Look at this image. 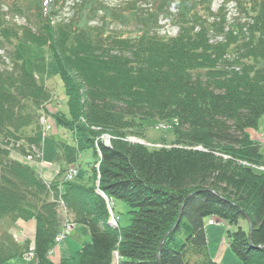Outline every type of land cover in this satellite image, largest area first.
Listing matches in <instances>:
<instances>
[{"label": "trees", "instance_id": "16d2710c", "mask_svg": "<svg viewBox=\"0 0 264 264\" xmlns=\"http://www.w3.org/2000/svg\"><path fill=\"white\" fill-rule=\"evenodd\" d=\"M20 45L51 51L67 106L51 116L71 135L53 162L61 174L92 149L86 179L48 183L24 161L41 150L55 85L28 71ZM0 53V264L23 259L29 242L13 231L30 220L33 264H54L58 201L89 237L60 264H218L212 218L235 228L241 264H264V154L248 135L264 116V0H0ZM144 122L172 126L175 142L127 141ZM105 198L128 206V226Z\"/></svg>", "mask_w": 264, "mask_h": 264}, {"label": "rangeland", "instance_id": "374dc122", "mask_svg": "<svg viewBox=\"0 0 264 264\" xmlns=\"http://www.w3.org/2000/svg\"><path fill=\"white\" fill-rule=\"evenodd\" d=\"M104 1L115 4V3H119L122 0H104ZM216 8H217V2L212 4L213 11H215ZM226 8H227L226 9L227 18L230 22L232 17L235 15V12L232 11L234 9V5L229 4L228 7ZM160 25L162 28L161 32L163 33L168 32L169 36H174L176 34V28L169 25V23L165 22L163 19L161 20ZM19 50L22 56L24 57L28 71L33 73L38 78L40 83L47 85V87H51V88L54 85L56 86L55 93L53 95V101L51 104V109H53L54 113L57 111L65 112L67 106L65 105V98H63V94H64L63 84L60 78L56 76L55 65L51 51L39 50L31 45H20ZM59 96L63 98V101ZM67 118L70 119L68 110H67ZM46 119L47 121H49V124L52 126V130L49 133H47L46 137L43 140V146H42L43 157L42 159L41 157H38V160L41 161V163H44V166H42L44 171L51 172L52 175L51 177H45V180L48 183H51L52 181L63 182V175H57L56 173H54V170L53 171L49 170V168L47 167L48 165L46 164H48L47 162H52L55 143L60 141H64V142L68 141L69 135L62 136L64 133V129L56 125L55 121L49 115L46 116ZM174 124L175 123H172V125ZM164 125L165 122L160 124L158 123L152 124V122H144V124H142L141 126L137 124V126H135L136 129L134 130L137 137L131 136L127 139V141L134 144L147 146L149 148H159V147L170 148L169 145L173 141L175 142V137L172 131L170 130L173 127L164 126ZM248 135L250 136V139L252 141L259 144V152L261 154H264V116L260 119L257 130H250ZM109 141L110 139L106 135L102 136L100 139V142L106 145H109ZM195 150L203 151V149H201L200 147H197ZM94 161L95 159L93 157L92 149L88 148L82 152L81 157H79V160L77 162L78 169L80 171V177L86 179L85 176L86 171L91 168ZM30 165L33 167L35 166L34 163H30ZM96 167H98V165H96ZM254 170L260 173V175L264 176L263 167H255ZM113 205H114L113 211L115 217L118 218L120 227L128 226L131 217L128 214L129 212L128 206L123 201L120 200H114ZM65 216L66 218L64 222L68 220L69 224L72 226L71 228L72 232L70 231L71 232L70 235L54 247V254L50 256L54 264H60L62 259H71L74 256L75 252L78 250V246L84 242L83 238L86 236L87 233V232L85 233V230H82L85 228L81 226H76L69 218L68 214ZM212 219L217 221L216 223H214V225H208L207 224L208 220L205 222L206 224L205 234L207 238L208 251L211 259L218 264H241L236 254H234L230 249L226 238L227 230L228 231L234 230L235 228L228 226L226 223H224L221 220L219 221L217 218H212ZM35 223L36 222H34V224ZM240 223L241 226L246 227V222L242 221ZM62 230H63V226L61 227L60 232ZM33 238H30L29 240L33 241L34 240ZM31 248H33L34 250L35 249L34 245L28 248L27 254L24 257L26 264H33L32 258L27 260L28 255L31 254L29 253V249ZM16 262L17 264H22L21 259Z\"/></svg>", "mask_w": 264, "mask_h": 264}, {"label": "crops", "instance_id": "0c3cea01", "mask_svg": "<svg viewBox=\"0 0 264 264\" xmlns=\"http://www.w3.org/2000/svg\"><path fill=\"white\" fill-rule=\"evenodd\" d=\"M54 152H55V149H54ZM53 158H54V154L52 156V162H47L48 164H46L48 165L47 167L49 168V170H52V171L56 168V164L53 162ZM43 173H44L43 175L44 178L52 176L50 171H44ZM33 221L30 220L27 222H23V221L17 222L16 228L14 229L13 233H14V236H16L20 242L28 241L30 238H33L35 236V224H34L35 221L34 222ZM82 230H85V233L87 232L86 229H82ZM83 239H84V242L89 239L88 232L86 233V236ZM80 245L78 246V248L80 247ZM50 260H51V257H50ZM9 264H17V262L14 261V262H10Z\"/></svg>", "mask_w": 264, "mask_h": 264}, {"label": "built area", "instance_id": "2783aa9c", "mask_svg": "<svg viewBox=\"0 0 264 264\" xmlns=\"http://www.w3.org/2000/svg\"><path fill=\"white\" fill-rule=\"evenodd\" d=\"M49 129H50V127L47 126L46 130H49ZM29 159H31V158H29ZM76 174H77V170L74 167H70L68 172H67L66 179L72 180L73 178L76 177ZM71 228H72V226L69 224L68 220L65 221L63 224V230L54 238V244L60 243L65 237H67L70 234ZM33 251H34L33 248L29 249V253H31V254L28 255L27 260L32 258Z\"/></svg>", "mask_w": 264, "mask_h": 264}, {"label": "water", "instance_id": "95a60500", "mask_svg": "<svg viewBox=\"0 0 264 264\" xmlns=\"http://www.w3.org/2000/svg\"><path fill=\"white\" fill-rule=\"evenodd\" d=\"M181 209H182V208H181ZM180 216H181V215H179V217H178L177 224L179 223ZM247 222H248V224H249V220H248V219H247ZM114 264H117V254H115V257H114Z\"/></svg>", "mask_w": 264, "mask_h": 264}]
</instances>
